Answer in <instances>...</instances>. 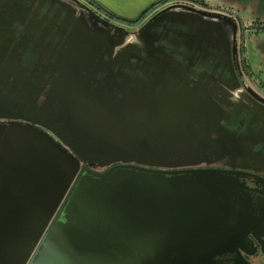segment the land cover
I'll use <instances>...</instances> for the list:
<instances>
[{
	"label": "water",
	"instance_id": "water-1",
	"mask_svg": "<svg viewBox=\"0 0 264 264\" xmlns=\"http://www.w3.org/2000/svg\"><path fill=\"white\" fill-rule=\"evenodd\" d=\"M83 9L100 26L125 32ZM180 9L190 10L173 5L159 13ZM97 39L90 33L96 85L89 94L52 84L35 108L21 100V87L2 81L0 119L46 131L0 129V264H213L242 247L241 224H226L225 180L202 168L221 147L208 138L215 130L207 124L210 99L179 88L183 75L161 66L139 75L114 68L112 47L103 63ZM123 42L114 47L131 46ZM86 95L90 119L86 108L73 107L86 104ZM79 129H90V149L71 145Z\"/></svg>",
	"mask_w": 264,
	"mask_h": 264
},
{
	"label": "flooded vegetation",
	"instance_id": "flooded-vegetation-1",
	"mask_svg": "<svg viewBox=\"0 0 264 264\" xmlns=\"http://www.w3.org/2000/svg\"><path fill=\"white\" fill-rule=\"evenodd\" d=\"M173 1L153 5L127 22L126 27L135 29L136 44L117 48L127 32L94 30L93 19L76 13L69 0H0V86L16 83L21 100L36 106L51 83L90 92L96 85L90 65L81 70L90 61V31L99 38L103 63L112 47L110 62L129 75H139L138 69L150 64L182 74L179 88L196 89L210 99L207 124H215L210 138L221 147L206 160L212 165L202 168L218 171L216 176L225 180L230 192L226 224H241L248 239L242 247L214 257L213 264H264V58L258 59L264 57V39L259 37L264 34V0ZM164 4L190 10L161 14ZM6 44L10 47L3 51ZM69 56L79 61L70 68L65 64ZM233 88L236 94L230 93ZM221 103L227 104V111L220 110ZM9 123L0 121L2 126ZM22 129L39 130L32 125Z\"/></svg>",
	"mask_w": 264,
	"mask_h": 264
},
{
	"label": "crops",
	"instance_id": "crops-1",
	"mask_svg": "<svg viewBox=\"0 0 264 264\" xmlns=\"http://www.w3.org/2000/svg\"><path fill=\"white\" fill-rule=\"evenodd\" d=\"M70 2H73L74 4V11L76 13H79V12H85L84 11V7L83 5H80L76 2H74V0H69ZM162 1H165L167 2V0H90V2H92L94 5L90 4V7L88 6L86 9L87 10H90V13H92L94 16H96L97 18H103L104 21L106 22H111L112 18L113 21L117 22L116 20H120L121 22H131L132 20H134L138 15H140L144 10L148 9L149 7L155 5V4H159V2H162ZM209 1V0H208ZM164 2V3H165ZM86 3V2H85ZM17 4V3H15ZM169 4V3H167ZM167 4H164L163 7ZM87 5H89L87 3ZM81 9V11L79 10ZM178 11V10H176ZM103 12H105L106 14L108 15H111V17H108L107 15H105ZM86 13V12H85ZM86 16L90 17L88 14H84ZM92 18V17H91ZM93 20L91 22H98L97 20L95 21L94 18H92ZM101 20V19H100ZM14 18H11V22H14ZM102 27V26H101ZM90 33L92 34V31H90ZM98 40V39H97ZM117 47V46H116ZM119 48V47H117ZM66 49V48H64ZM75 56V55H73ZM66 61H71L70 63H66ZM74 62H79V61H75L73 60V58L71 56H69L67 59H65V64L70 68L71 65L74 64ZM99 64V63H98ZM83 67L81 70H88L89 69V65H90V61H85L83 63ZM12 84V83H9V85ZM56 85L54 83H51V84H48V87H47V92L41 102L40 105L36 106V103H32L33 106L38 107V108H42L43 104L45 103L48 95H50V91H49V87L50 85ZM8 85V84H6ZM64 85H68V86H71L70 84H61V85H56V86H64ZM2 86V85H1ZM74 87V86H72ZM87 90V89H86ZM59 91V90H58ZM90 92L86 91V94H89ZM90 95H86V97H84L86 100H87V103L86 104H82V103H79V102H76L73 107L76 109V110H80V109H85L87 110V118L90 119V100L88 99ZM59 99V98H58ZM59 107L62 109L63 108V104H60ZM15 112V111H13ZM25 113H27L26 110H24ZM8 114H12V112H7ZM0 114H4L3 111H0ZM18 114V113H16ZM10 121L12 123H9L11 125H6V126H2L0 125V129H8L10 127H15L14 129H17L19 130V132H28V133H39V132H45L46 130L43 129V127H41L40 125H37L35 123L33 124H30V123H27L29 125H32V126H35L37 128H39V130H37L36 132H30V131H27V130H23L22 127L24 126H28V125H25V121H21V120H17V121H13V120H9V119H0V121ZM16 122V123H14ZM21 123V124H19ZM24 126H23V125ZM89 128H90V123L88 122L87 123ZM7 127V128H5ZM78 135L76 136V140L74 142H72L71 145L73 146H77L79 147L78 149H83L85 147V145H87V148L90 149V129H82V132H81V129L78 130ZM75 139V138H74ZM84 142H86L87 144H85ZM82 145H84L82 147Z\"/></svg>",
	"mask_w": 264,
	"mask_h": 264
},
{
	"label": "rangeland",
	"instance_id": "rangeland-1",
	"mask_svg": "<svg viewBox=\"0 0 264 264\" xmlns=\"http://www.w3.org/2000/svg\"><path fill=\"white\" fill-rule=\"evenodd\" d=\"M88 1L90 2V0H74V2H76V3H78V4H80V5H83V6H85L86 8L89 6L90 7V5H87V3H88ZM167 1H169V0H167ZM171 1V0H170ZM86 2V3H85ZM84 7V8H85ZM90 11V10H89ZM145 11V10H144ZM143 11V12H144ZM83 14H86L85 12H83ZM101 20H103V18H100ZM116 21H120V20H116ZM121 22V21H120ZM94 23V24H93ZM90 22V24H93L94 25V30H97V29H103V30H107V31H109L110 29H108V28H104V27H101L100 26V23L99 22ZM109 23V22H108ZM124 23V22H123ZM109 24H111V25H114V26H117L118 28H121V29H123L125 32H127V34L125 35V36H121V38L120 39H124V45H134V44H136L135 43V41L137 40L136 39V37H135V29L134 28H132L131 26H128V27H126L125 25H123L122 23H119V22H115V21H113V20H111V22L109 23ZM98 26V27H97ZM111 32H112V30H110ZM261 39H264V34L263 35H260L259 36ZM122 39V40H123ZM119 47V46H118ZM120 47H121V45H120ZM253 47H255V43H254V46ZM263 48L262 49H264V45L262 46ZM252 52V51H251ZM264 57H258V59H263ZM256 60H257V56H256ZM150 63V62H149ZM263 63H264V60H263ZM263 66V68H264V65L262 64L260 67H262ZM239 91V90H238ZM233 94H236V92H234ZM219 107H220V110L221 111H227L228 110V108H227V104H224V103H221V104H219ZM212 134H210L209 136H208V138L210 139V140H214V139H211L210 138V136H211ZM214 141H218V140H214ZM218 142H220V141H218ZM217 152H219V150L217 151ZM217 152H216V154H217ZM216 156V155H215ZM214 156V157H215ZM209 159L210 158H213V157H208ZM208 158H206V159H204L205 160V162H208V161H206ZM209 163V162H208Z\"/></svg>",
	"mask_w": 264,
	"mask_h": 264
},
{
	"label": "trees",
	"instance_id": "trees-1",
	"mask_svg": "<svg viewBox=\"0 0 264 264\" xmlns=\"http://www.w3.org/2000/svg\"><path fill=\"white\" fill-rule=\"evenodd\" d=\"M159 3H160V2H159ZM88 4H89V5H90V4L94 5L92 2H89V1H88ZM155 5H157V4H155ZM103 13H104L105 15H107L108 17H111V15H108V14H106L105 12H103ZM142 13H143V12H142ZM142 13H141V14H142ZM126 23H127V22H126Z\"/></svg>",
	"mask_w": 264,
	"mask_h": 264
},
{
	"label": "built area",
	"instance_id": "built-area-1",
	"mask_svg": "<svg viewBox=\"0 0 264 264\" xmlns=\"http://www.w3.org/2000/svg\"><path fill=\"white\" fill-rule=\"evenodd\" d=\"M174 2H175V1H173V0H172V2H171V3H174ZM179 3L181 4L182 2H179Z\"/></svg>",
	"mask_w": 264,
	"mask_h": 264
}]
</instances>
